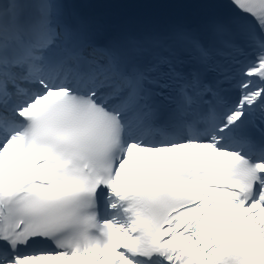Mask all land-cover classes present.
Instances as JSON below:
<instances>
[{"label": "snow or ice", "instance_id": "6c2138e0", "mask_svg": "<svg viewBox=\"0 0 264 264\" xmlns=\"http://www.w3.org/2000/svg\"><path fill=\"white\" fill-rule=\"evenodd\" d=\"M0 264H264V0H0Z\"/></svg>", "mask_w": 264, "mask_h": 264}]
</instances>
